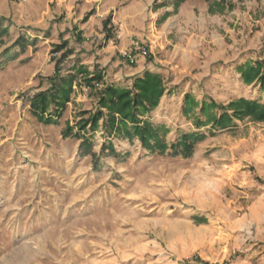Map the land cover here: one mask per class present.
<instances>
[{
	"label": "rangeland",
	"instance_id": "rangeland-1",
	"mask_svg": "<svg viewBox=\"0 0 264 264\" xmlns=\"http://www.w3.org/2000/svg\"><path fill=\"white\" fill-rule=\"evenodd\" d=\"M216 1L217 11L232 7L236 23L232 32L205 25L195 65L215 58L220 45L228 59L212 61L201 78L195 71V83L187 78L164 90L150 113L168 129V144L183 134L202 136L183 156L171 148L150 153L137 138L107 135L101 126L79 132L88 138L85 151L80 138L64 136L68 124L78 132L79 112L95 109L85 88L75 89L54 124L40 122L29 100L68 65V30L85 19L87 1L0 0L7 22L0 36V264H264V123L197 127L200 106L182 103L185 94L198 104L264 101L259 84L238 75L247 60L264 55V25L254 22L264 17L256 7L264 0ZM149 34L130 41L123 53L129 64L151 58L162 36ZM18 39L23 48L14 46ZM163 75L165 87L170 78Z\"/></svg>",
	"mask_w": 264,
	"mask_h": 264
},
{
	"label": "crops",
	"instance_id": "crops-1",
	"mask_svg": "<svg viewBox=\"0 0 264 264\" xmlns=\"http://www.w3.org/2000/svg\"><path fill=\"white\" fill-rule=\"evenodd\" d=\"M72 1L68 0V7H71ZM86 1V5L81 9L82 12H87L85 19L79 17L78 20L81 19V21L80 24L74 25L72 28L74 32L68 30V65L61 68L60 75L62 77L68 75L72 68L83 66L89 72L101 73L109 84L130 87L132 80L146 71L158 73L162 77L166 73L169 75L170 81L165 86V91L173 92L181 88L187 78L188 81L195 83L196 80L194 81L193 76L195 71L200 69L203 72L202 74L198 73L201 78L203 74L209 72L212 61L215 62L221 58L228 59L226 57L227 49L220 45L221 49L219 53H216L215 58L211 60L206 58L204 64L198 65V62L199 67L195 68L196 61H199L198 57H200L201 40H206L208 36L205 25L212 22V24L222 25L226 31L232 32V23H236L232 17V7L222 6L217 11L219 1ZM256 7L264 13L263 2ZM260 15L262 16V14ZM256 17L259 19H255L254 22L264 25V17ZM5 22L2 23L4 28L7 26V22ZM147 30L150 32L149 36L161 34V43L158 44V47H150L152 54L150 59L136 56L135 61L129 64L123 56L124 51L129 47L132 39L144 40L143 37ZM260 60H264V55L247 60L245 64L254 67L256 63H261ZM245 69L244 67L238 68L240 71L238 75L241 77L243 74V80L249 85H258L255 78L251 77L250 81L248 78L246 80L244 75L248 69L244 71ZM53 72L54 67L51 74L47 75L48 79L46 77V80H50ZM46 88L42 90L46 91L48 89ZM185 95L182 103H185ZM148 119L152 121L151 114ZM261 197L264 199V191L258 195V198ZM257 203L259 205V202ZM262 205L264 206V202ZM257 207V205H253L251 213H254Z\"/></svg>",
	"mask_w": 264,
	"mask_h": 264
},
{
	"label": "trees",
	"instance_id": "trees-1",
	"mask_svg": "<svg viewBox=\"0 0 264 264\" xmlns=\"http://www.w3.org/2000/svg\"><path fill=\"white\" fill-rule=\"evenodd\" d=\"M4 20L0 17V36L7 32L6 28L2 27ZM21 40L18 39L14 46L21 45L23 48L24 43H21ZM62 48L63 45H59L54 52ZM59 70L57 69V72ZM244 76L249 81L251 77L257 79L259 88L264 93V61L256 63L254 67L250 66ZM82 88L89 90L88 96L92 98L95 109L79 112L76 117L79 119L75 123L78 132L73 133L74 127L68 124L64 136L80 138L85 151L89 148L88 138L80 137L79 132L88 130L87 128L94 131L99 126L107 135H120L128 141L137 138L141 146L150 153L165 154L167 149L171 148L174 154L181 153L183 156H188L194 144L202 139V136L196 133H189L181 135L174 143L168 144L165 141L164 136L168 129L164 125L153 124L148 119L164 94V82L160 74L149 71L135 77L131 86L126 87L106 83L101 73L89 72L86 67L72 68L65 77L58 73L52 78L50 87L46 91L30 98V112L40 122L54 124L66 104L71 101V94L75 89ZM184 100L186 105L192 103L194 107L200 106V115L204 120L201 121L196 115L193 124L197 127L211 124L213 128L223 129L232 126L233 119L243 118L264 123V101L261 103L257 100L239 98L223 105L211 99L198 104L196 101H191L189 95H185ZM216 110L220 113L218 114ZM109 147L112 152L110 144Z\"/></svg>",
	"mask_w": 264,
	"mask_h": 264
},
{
	"label": "built area",
	"instance_id": "built-area-1",
	"mask_svg": "<svg viewBox=\"0 0 264 264\" xmlns=\"http://www.w3.org/2000/svg\"><path fill=\"white\" fill-rule=\"evenodd\" d=\"M133 47H135L138 52L141 54V55H146L147 54V50H146V47L145 45H143L142 43H139V42H134L132 43ZM131 54H128V58H129V61L132 62L133 61V58L130 56Z\"/></svg>",
	"mask_w": 264,
	"mask_h": 264
}]
</instances>
